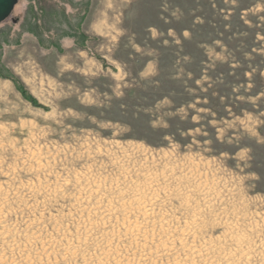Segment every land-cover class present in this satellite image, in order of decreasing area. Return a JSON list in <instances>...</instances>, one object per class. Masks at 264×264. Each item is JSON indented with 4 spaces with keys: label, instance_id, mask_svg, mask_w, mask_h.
Masks as SVG:
<instances>
[{
    "label": "rangeland",
    "instance_id": "374dc122",
    "mask_svg": "<svg viewBox=\"0 0 264 264\" xmlns=\"http://www.w3.org/2000/svg\"><path fill=\"white\" fill-rule=\"evenodd\" d=\"M0 264H264V0H19Z\"/></svg>",
    "mask_w": 264,
    "mask_h": 264
},
{
    "label": "water",
    "instance_id": "95a60500",
    "mask_svg": "<svg viewBox=\"0 0 264 264\" xmlns=\"http://www.w3.org/2000/svg\"><path fill=\"white\" fill-rule=\"evenodd\" d=\"M18 1L19 0H0V24L10 16Z\"/></svg>",
    "mask_w": 264,
    "mask_h": 264
},
{
    "label": "bare ground",
    "instance_id": "6f19581e",
    "mask_svg": "<svg viewBox=\"0 0 264 264\" xmlns=\"http://www.w3.org/2000/svg\"><path fill=\"white\" fill-rule=\"evenodd\" d=\"M192 252V251H191ZM223 262V261H222ZM238 263V262H237Z\"/></svg>",
    "mask_w": 264,
    "mask_h": 264
}]
</instances>
